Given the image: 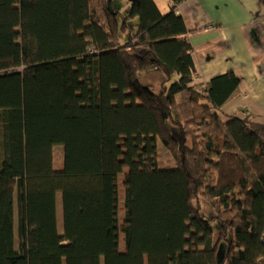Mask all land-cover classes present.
Segmentation results:
<instances>
[{
  "label": "trees",
  "instance_id": "trees-1",
  "mask_svg": "<svg viewBox=\"0 0 264 264\" xmlns=\"http://www.w3.org/2000/svg\"><path fill=\"white\" fill-rule=\"evenodd\" d=\"M181 1L0 0V264H264V125Z\"/></svg>",
  "mask_w": 264,
  "mask_h": 264
},
{
  "label": "crops",
  "instance_id": "crops-1",
  "mask_svg": "<svg viewBox=\"0 0 264 264\" xmlns=\"http://www.w3.org/2000/svg\"><path fill=\"white\" fill-rule=\"evenodd\" d=\"M162 15L173 0H154ZM198 83L233 72L240 85L224 112L264 124V7L259 0H182Z\"/></svg>",
  "mask_w": 264,
  "mask_h": 264
},
{
  "label": "rangeland",
  "instance_id": "rangeland-1",
  "mask_svg": "<svg viewBox=\"0 0 264 264\" xmlns=\"http://www.w3.org/2000/svg\"><path fill=\"white\" fill-rule=\"evenodd\" d=\"M178 103L182 102V97H178ZM237 117V116H235ZM239 118V117H238ZM241 119V118H240ZM256 123V122H253ZM257 124H262V123H257ZM264 125V124H262ZM53 159H54V168L58 171H60L63 168V164H64V149L62 146H56L54 148L53 151ZM161 162L162 164H164L165 167H170L173 166L170 162H171V158L170 155L167 153L166 150H162L161 153ZM205 209V215L209 216L212 212V208L210 207V205H206L204 207ZM124 216V212L121 211L120 213V219L123 218ZM57 220H58V227L60 230H62L63 228V220H62V205H61V196H58V203H57ZM123 221L120 220V223H122ZM124 234L120 235V245L121 248L123 249L125 244H124Z\"/></svg>",
  "mask_w": 264,
  "mask_h": 264
},
{
  "label": "water",
  "instance_id": "water-1",
  "mask_svg": "<svg viewBox=\"0 0 264 264\" xmlns=\"http://www.w3.org/2000/svg\"><path fill=\"white\" fill-rule=\"evenodd\" d=\"M131 1L136 3L138 0H131ZM263 244H264V239H263Z\"/></svg>",
  "mask_w": 264,
  "mask_h": 264
}]
</instances>
